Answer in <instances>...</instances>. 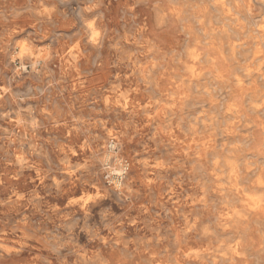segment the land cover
I'll return each instance as SVG.
<instances>
[{
    "label": "rangeland",
    "instance_id": "374dc122",
    "mask_svg": "<svg viewBox=\"0 0 264 264\" xmlns=\"http://www.w3.org/2000/svg\"><path fill=\"white\" fill-rule=\"evenodd\" d=\"M210 1L0 0V244L12 250L0 264H78L63 247L71 232L82 245L93 238L86 264H146L136 250L182 231L185 215L199 218V229L211 225L214 208L195 203L219 200L211 166L239 140L224 89L209 76L225 68L211 47L219 34L207 32L228 22ZM239 2L243 17L249 2ZM261 2L250 1L252 14ZM83 221L97 234L88 237ZM122 241L128 250L114 246Z\"/></svg>",
    "mask_w": 264,
    "mask_h": 264
},
{
    "label": "bare ground",
    "instance_id": "6f19581e",
    "mask_svg": "<svg viewBox=\"0 0 264 264\" xmlns=\"http://www.w3.org/2000/svg\"><path fill=\"white\" fill-rule=\"evenodd\" d=\"M250 1H252V0H248L249 3L247 4V14H243L244 15L243 17H241V15H242V13H245V10L241 8V3L239 2V0H211L210 1L211 5L213 7L219 8L220 10L223 11L224 16L227 18L228 22L223 23L222 26L217 31L214 28H210L207 32L209 34H216V35L219 34V38H218L219 39L218 40L219 45L217 47H214V46H211V47H213L215 49L216 53L219 56L218 61L225 68L222 70H219L220 68L216 69L215 72H210L209 76L213 80H215L217 83H220L224 89V91L222 93H224L226 95L225 97H226L227 102H228L227 105L225 106L224 114L226 116H228L229 119H231V121H232L231 125L234 126V124H237L234 126V127H236V135L234 137H237L239 140V145L234 144L231 147V149L228 151L229 154H228L227 158H225L223 160L222 159L221 160L215 159V162L213 163V164H215V166H211L212 170H211V173L209 175L215 183L214 193L219 198V200L216 202V204H211L206 199V197H202L195 203V206H199V207L203 208V210H206V211H210V208L213 207L214 208V211H213L214 221L211 223L210 226L208 225V226H205V227H202L199 229V223H200L199 218H197V217L190 218L188 215H185L184 216L185 228L182 231L172 230L171 236L163 235V234L160 236L156 235L155 242L149 241V245L151 246L150 249H148L144 253L142 252V254H141V252H139V250H136V252H135L136 256L143 255V254L146 256V264H264V0H261L262 2L260 3L262 6V9H259L258 13L255 15L252 14V7L250 4ZM87 2H90V1H87ZM65 3H67V2H65ZM87 9L91 10L89 7H87ZM98 14H97V16H98ZM89 16H91V15H89ZM249 18L250 19L252 18V22H250L248 20ZM167 19H169V18H167ZM244 20H246L247 23L242 25ZM97 21H98V19H97ZM252 25H256V26H258V28H254V27H252ZM227 28H230V29H227ZM101 29H103V28H101ZM96 31H95V28L92 27L89 30L90 33L89 32L88 33L90 35H93V34H95ZM229 31H231V34H229ZM164 32H165V30H164ZM97 33L98 32H96V34ZM160 34H162V33H160ZM223 34H226L225 37H223L224 36ZM172 37H174V36H172ZM174 42H175V40H174ZM100 43H99V45H100ZM19 47H20L19 51L26 52L28 50L27 47H30V45L26 46L25 44L20 43ZM194 47H196V46H194ZM198 51H200V50H198ZM196 52H197V50H196ZM193 55L194 54H192V56ZM184 57H182V58H184ZM187 57H185V58H187ZM199 59H200L199 55L195 54L193 57L194 62L199 61ZM205 62L209 65H212V67H214L216 61H215L214 57L213 58L207 57V58H205ZM152 66H153V64H152ZM143 67H144V65H143ZM187 68H188V66H187ZM190 71H191V73H194L193 68ZM128 72H129V70H128ZM148 73H146V74H148ZM193 75L196 76V78L199 77L198 76L199 74H193ZM200 77H201V75H200ZM149 88H151V87L149 86ZM231 96H233V97L235 96V98L238 97L240 100H237V101H240V102H231L230 101L231 100L230 98H232ZM221 97L223 98V96H221ZM233 101H235V100H233ZM197 105H198V103H197ZM199 108H201V107L199 106ZM196 113H198V111ZM214 115H215V113H214ZM192 116L194 117V115H192ZM213 120H214V118H213ZM176 121H177V119H176ZM203 122H204V120H203ZM225 132H226V135L228 136V133H229L228 129ZM211 142H214L213 138L211 139ZM107 144H108V142H107ZM241 146H248V148H249L248 150L251 152V155H252V158L250 160H247L245 158V155L247 153L244 151V149L240 148ZM117 148H115V149H117ZM183 154H184V152H183ZM220 161L224 162V166H218V164L221 163ZM29 168H31V167L29 166ZM208 172H210V171H208ZM150 179H152V178H150ZM201 181H203V180H200V182ZM144 185H142V186H144ZM158 194H160V193H158ZM85 200L87 202V198ZM131 200H132V198H131ZM24 201H25V199H24ZM163 201H164V199H163ZM186 202H188V201H186ZM24 205H25V203H24ZM78 206H79V204H78ZM239 206H240V208H239ZM118 207H119V205H118ZM51 208H53V206ZM136 208L141 209V207L140 208L136 207ZM0 209H2V208H0ZM156 210H157V208H156ZM134 211H136V210H134ZM85 219H86V217L83 218L84 221H86ZM145 219H147V217ZM171 219H173V218H171ZM87 220H89V219H87ZM112 220H110V221H112ZM84 221H83V225H82V229H83L84 233L88 237H91V233L93 235H96L97 233H96V231H92V229H91L92 227L91 228L84 227V223H85ZM58 223H59V221H58ZM102 223H104V222H102ZM128 223H129V221H128ZM59 224H61V223H59ZM151 226H152V224H151ZM105 227L106 226H104V228ZM20 228H21V226H20ZM35 228H36V226H35ZM68 231H70V230H68ZM163 231H164V229H163ZM33 234H34V232H33ZM85 234H83V235H85ZM120 235H122V234H120ZM127 235H128V233H127ZM170 238H172V239H170ZM47 239H48V237H47ZM58 240L61 241L62 239H58ZM64 242H65L63 244L64 249L67 250L70 254L76 255V259L78 261V264L89 263L90 257L88 256L87 246L93 243L92 237L88 241L87 245H82V244H79V242H78V234L71 232V234H66V239L64 240ZM171 242L174 244V247H170ZM55 246H56V250H55L56 251V257L59 258V256H61L60 248L57 247V244H55ZM114 246L116 248L120 247V248L125 249V250H128L130 248L129 242H124V241L115 242ZM155 248H159L160 250L156 251ZM53 249H54V246H53ZM11 252H12V250L10 248L6 247L5 245L0 244L1 255L5 256V254H9ZM13 252H16V251H13ZM44 256H47V255H44ZM33 261H31V262H33ZM112 261H113V259H112ZM66 263H67L66 259H63L62 264H66ZM48 264H54V263L49 262ZM98 264H108V263H106L104 260L99 259ZM117 264H133V260L132 259L131 260L119 259V260H117ZM137 264H139V263H137Z\"/></svg>",
    "mask_w": 264,
    "mask_h": 264
}]
</instances>
